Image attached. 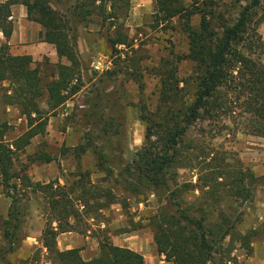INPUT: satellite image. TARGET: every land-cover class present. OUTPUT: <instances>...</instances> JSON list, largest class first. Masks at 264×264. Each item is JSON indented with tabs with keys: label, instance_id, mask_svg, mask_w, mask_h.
<instances>
[{
	"label": "trees",
	"instance_id": "1",
	"mask_svg": "<svg viewBox=\"0 0 264 264\" xmlns=\"http://www.w3.org/2000/svg\"><path fill=\"white\" fill-rule=\"evenodd\" d=\"M235 3L240 11L231 21L219 10L224 5L221 0H154L152 27L165 28L175 19L181 24L189 39L187 57L195 62L197 76L185 79L184 86H180L176 64L163 59L158 67L162 84L159 98L167 109L158 114L157 120L147 112L148 104L141 103L146 142L137 157L118 166L116 172L113 166L106 165V154L95 150L96 166L105 176L94 180L93 173L83 169L81 162L92 144L80 143L73 147L77 170L62 184L58 179L33 181L25 168H15V160L33 138L45 133L50 114L81 89L75 83L80 80L77 75L81 54L78 40L70 35L71 17L53 7L52 0L0 2V31L5 38L0 43V82L8 84L3 86V97L7 104L18 106L27 119L26 131L12 142L5 139L7 123L0 129V185L10 201L7 216L1 222L4 245L0 260L16 252L25 240V205L29 194L39 192L48 205L40 243L48 257L53 258L52 263L146 264L142 253L113 243L102 228L98 255L90 260L82 257L80 247H58L59 234L85 232L90 227L88 218L103 216L104 210L114 203L126 206L125 200H119L118 189L140 199L150 190L164 193L166 205L160 206L149 220L157 251L171 264H241L234 251L240 248L247 255L253 252L259 231L255 227L241 230L242 213L238 206L254 197L256 187L264 183V175H256L240 158H233L232 152L209 150L190 137L191 128L198 122L264 136V37L259 31L264 10L258 15L262 0ZM15 4L26 7L28 19L42 25L41 37L56 48L60 61L50 81H44L32 55H14L9 50L14 28L9 17ZM130 6V0H76L70 9L80 22H88V17L96 12L102 24L111 21L115 27L120 17L128 16ZM196 16L198 22H194ZM110 41L114 47L125 43L127 37ZM64 58L68 64L62 61ZM189 81L194 84L190 96ZM139 87L143 90L144 83L140 81ZM46 92L47 108H43L41 101ZM35 159L50 162L52 156L43 153ZM183 168H198V181L180 183L177 169ZM104 182H108L107 186ZM196 190L200 195L188 202L185 196ZM17 264L36 262L22 259Z\"/></svg>",
	"mask_w": 264,
	"mask_h": 264
},
{
	"label": "rangeland",
	"instance_id": "2",
	"mask_svg": "<svg viewBox=\"0 0 264 264\" xmlns=\"http://www.w3.org/2000/svg\"><path fill=\"white\" fill-rule=\"evenodd\" d=\"M221 1L224 5L219 10L224 11L227 18L234 21L238 17L240 6L236 5L235 0ZM75 2L76 0H52L51 5L71 17L69 26H72L73 30L71 29L70 35L77 40L82 34L92 37L95 45L85 48L83 52L79 50L81 65L77 77L80 80H75V83L80 84L81 89L50 114L45 133L33 138L24 151L16 154L15 168L18 170L25 168L33 181L46 183L58 179L62 184L66 183L70 173L77 170L73 147L84 142H91L92 147L83 154L82 167L93 173L94 180H102L105 176V173L99 172L96 166L95 150L106 154L108 158L106 165L113 166L118 172V166L132 162L146 142V125L140 118L141 103L148 104L147 112L155 115L152 117L157 120L158 114H163L167 109L166 104L159 98L162 84L158 67L162 60L170 59L173 65L176 64L180 86H184L185 79L191 80L197 76L195 62L187 57L188 36L176 20L165 28H154L151 23L135 27L130 24L131 19L120 17L117 20L118 25L112 27L111 21L102 24L101 17L94 12L88 17V22H80L78 18L72 16L70 9ZM12 10L16 17L22 13L19 7L14 9L12 7ZM263 10L264 0L259 9V16ZM198 20L199 16L194 17V22ZM259 31L264 37V23L260 25ZM119 37H127V41L117 43L113 47L110 40ZM2 42H5V38L0 31V43ZM33 42L37 43V40L31 41L28 45ZM12 47L9 43V50L14 55L19 53V49L23 54H27L20 46H17L16 50ZM32 52L34 65L40 66L44 81L54 79L55 65L60 60L52 61L48 55L35 48ZM98 56L104 58L103 69L95 67ZM62 61L69 63L65 58ZM108 64L109 68L106 67ZM140 81L144 83L143 90L139 87ZM189 83L191 87L188 88V96L192 95L194 90L192 81ZM7 85L0 82V129L7 123L5 139L12 142L26 131L27 119L18 106L4 101L3 86ZM47 95L46 92L41 101L43 108H47ZM228 124L233 128L232 124ZM219 126L198 122L191 128L190 137L205 144L209 150L232 152L233 158H240L247 166L257 171L259 176L264 175V136L257 137L235 131L234 128L219 129ZM67 148L69 152L66 153L64 150ZM43 153L52 156L51 164L35 159ZM177 172V180L180 183L198 181V168L177 169ZM106 184L108 182L103 183L107 186ZM117 194L120 195L119 200H125L127 205L123 206L121 202L114 203L108 210H104L103 216L96 219L88 218L87 224L90 227L87 231L70 232V236L77 239L76 244L85 247L86 244L83 243L85 241L97 246L98 254L102 228L106 230L113 243L142 253L146 264H171L164 255L158 253L154 242V228L149 220L160 206L166 205L164 193L150 190L141 199L123 193L121 189L117 190ZM199 195V190H196L187 194L185 198L188 202H193ZM8 208L9 201L3 195L0 185V228L2 219L7 216ZM25 210L22 227L25 240L16 252L0 260V264H17L22 259L36 264H58L52 263L53 258L48 257L46 249L42 248L40 243L48 211L43 195L39 192L29 194ZM238 210L242 213L241 230L246 231L255 227L258 228L259 235L255 239L254 250L250 255L240 248L234 251V255L241 264H264V183L256 187L254 197L238 206ZM3 243L0 231L1 249Z\"/></svg>",
	"mask_w": 264,
	"mask_h": 264
},
{
	"label": "crops",
	"instance_id": "3",
	"mask_svg": "<svg viewBox=\"0 0 264 264\" xmlns=\"http://www.w3.org/2000/svg\"><path fill=\"white\" fill-rule=\"evenodd\" d=\"M130 1H131V6L127 18H129V20L131 19L130 21L131 25L137 27L145 23L147 24L153 22L154 0H130ZM187 2L190 3L191 0H187ZM12 7L13 9L14 7H19V9L22 11V13L16 17L15 12L12 10V15L9 17V19L12 20L14 25L13 32L9 41L10 45L13 46L12 47L13 50H16L17 46H20L23 49V52H26L27 54L34 56L33 54L34 52H32V50L33 48H35L39 52H43L46 55H48V57H50L52 61L58 62L59 56L57 54L55 46L45 41L41 37V31H43L42 25L40 23L28 19L27 9L23 4H15ZM22 27H24L25 30ZM82 35L78 37V48L81 52H83L85 48L89 46L91 47L94 44V40H93L94 38L89 36L88 37L82 36ZM36 40L37 43L33 42L31 45H28V43H31V41H36ZM16 55H23L21 49H19V53H16ZM51 162L52 161L46 163L51 164ZM254 172L256 173V175H259L257 171L254 170ZM9 206H10V201H9ZM57 238L59 240L58 246L61 250L80 247L82 257L86 260H90L96 255H98L97 246L91 245L90 243H86L85 241L83 242L84 244H86L85 247H82L81 245H77L76 244L77 239H75L73 236H70V232L61 233Z\"/></svg>",
	"mask_w": 264,
	"mask_h": 264
},
{
	"label": "built area",
	"instance_id": "4",
	"mask_svg": "<svg viewBox=\"0 0 264 264\" xmlns=\"http://www.w3.org/2000/svg\"><path fill=\"white\" fill-rule=\"evenodd\" d=\"M104 58L103 57H101V56H99V57H97V59H96V61H95V67L97 68V69H99V68H104V65H105V61L103 60ZM107 68H109L110 66H109V64L106 66Z\"/></svg>",
	"mask_w": 264,
	"mask_h": 264
}]
</instances>
